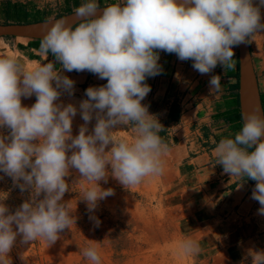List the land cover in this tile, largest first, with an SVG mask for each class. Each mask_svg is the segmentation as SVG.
Returning a JSON list of instances; mask_svg holds the SVG:
<instances>
[{
  "label": "clouds",
  "instance_id": "obj_1",
  "mask_svg": "<svg viewBox=\"0 0 264 264\" xmlns=\"http://www.w3.org/2000/svg\"><path fill=\"white\" fill-rule=\"evenodd\" d=\"M262 7L264 0L258 4L253 0H123L97 15V0H89L74 10L80 21L75 27L63 18L49 21L39 54L47 60L51 53L63 70L88 71L107 80L86 90L88 99L79 105L85 124L75 137L72 120L77 108L56 103L61 90L72 94L74 81L53 62L25 70L14 57L0 58V127L10 129L8 136H0V172L22 192L31 193L14 213L0 202V264H8L17 235L22 234L23 243L39 238L50 246L76 224L63 201L70 190L65 180L70 169L92 185L81 198L89 212L114 195L113 189L100 185L107 182L109 166L111 176L126 189L161 174L162 157L169 151L159 135L164 127L141 103L151 91L146 78L162 72L159 52L191 60L200 74L211 72L219 63L226 74L235 69L233 48L264 31ZM220 81L219 75L211 77V94L221 93ZM33 94L36 102L22 106L21 97ZM94 112L97 122L92 134H86ZM120 125H132L134 140L114 137L113 129ZM262 137L264 112L257 109L244 114L234 139L223 138L214 149L216 164L225 173L256 181L251 198L259 202L260 215H264ZM90 218L99 226L98 218ZM179 249L183 255H195L200 246L185 238ZM83 256L101 264L95 246L85 248ZM253 264H264V253H256Z\"/></svg>",
  "mask_w": 264,
  "mask_h": 264
},
{
  "label": "crops",
  "instance_id": "obj_2",
  "mask_svg": "<svg viewBox=\"0 0 264 264\" xmlns=\"http://www.w3.org/2000/svg\"><path fill=\"white\" fill-rule=\"evenodd\" d=\"M34 3L0 0V23L54 18L45 16L46 7ZM40 42L34 38L0 37V58L14 57L25 70L53 62L62 75L74 81L73 93L84 100L88 99L89 87L107 83L88 71L63 70L51 53L46 60L38 52ZM233 51L235 69L226 74L219 63L211 72L200 74L191 60L181 61L174 53L160 51L162 72L146 78L151 91L141 103L164 127L159 135L169 147L163 173L170 195L193 214L201 229H208L204 239L211 241L209 249L215 263L253 264V256L264 249V215L258 214L260 204L251 198L256 181L231 177L222 165L216 164L214 154L221 139H234L243 126L239 46ZM213 75L221 77L219 94L210 93ZM261 99L264 109L262 94Z\"/></svg>",
  "mask_w": 264,
  "mask_h": 264
},
{
  "label": "rangeland",
  "instance_id": "obj_3",
  "mask_svg": "<svg viewBox=\"0 0 264 264\" xmlns=\"http://www.w3.org/2000/svg\"><path fill=\"white\" fill-rule=\"evenodd\" d=\"M35 1V6L46 7L47 17L59 16L89 2L33 0ZM122 2L123 0H97L98 6ZM253 2L258 4V0ZM260 11L261 23H264V7ZM249 45L264 101V31L254 34L249 39ZM83 100L73 92L70 95L61 90V96L56 103L65 106L67 103L76 102L74 106L80 111L79 105ZM35 102V94L27 98L21 97L22 106L31 107ZM96 122L94 112L93 119L87 124L86 134H92ZM84 124L81 113L78 112L72 120L73 137L79 134L80 127ZM113 130L117 140L131 142L135 138L132 125H120ZM9 134L10 129L0 127V136ZM110 148L111 145L106 151ZM68 155H71V151ZM69 171L70 175L65 180L70 190L65 193L63 201L76 217V224L60 233V238L50 246L39 238L23 243L22 234L17 235L16 242L8 253V264H92L83 256V250L92 246L98 248L101 264H216L209 249L211 241L204 239L208 229H201L193 214L170 195L171 188L165 180V173L146 177L140 184L126 189L111 176L109 166L107 182L100 181V185L103 189H113L114 195L99 201L97 208L89 212L87 203L81 198L84 190L92 185L81 178L76 169ZM30 196L29 190L22 192L11 177L0 172V202L5 204L10 213H14ZM39 199H43V194ZM90 217L98 218L99 226ZM13 229L16 230L15 225ZM185 238L199 243V253L181 254L179 245ZM260 253H264V249Z\"/></svg>",
  "mask_w": 264,
  "mask_h": 264
},
{
  "label": "water",
  "instance_id": "obj_4",
  "mask_svg": "<svg viewBox=\"0 0 264 264\" xmlns=\"http://www.w3.org/2000/svg\"><path fill=\"white\" fill-rule=\"evenodd\" d=\"M177 2H182V0H177ZM109 5L98 6L97 15H101L103 13L104 8ZM62 18L65 19L67 24H71L73 27L80 22L79 18L74 15V11H72L64 15L49 18L42 21L7 24L0 23V37H24L42 39L47 31V28L51 26L49 24V21L59 20ZM239 60L240 107L243 119L244 114L250 111L258 109L264 112L258 79L253 65L249 40L246 43L239 45ZM262 139H264V137H262Z\"/></svg>",
  "mask_w": 264,
  "mask_h": 264
},
{
  "label": "bare ground",
  "instance_id": "obj_5",
  "mask_svg": "<svg viewBox=\"0 0 264 264\" xmlns=\"http://www.w3.org/2000/svg\"><path fill=\"white\" fill-rule=\"evenodd\" d=\"M71 104H73V105H75L76 104V102H70ZM67 104H69V103H67ZM67 104H65V106L67 105ZM78 111V110H77ZM78 112H80V111H78ZM77 112V113H78ZM81 113V112H80Z\"/></svg>",
  "mask_w": 264,
  "mask_h": 264
},
{
  "label": "trees",
  "instance_id": "obj_6",
  "mask_svg": "<svg viewBox=\"0 0 264 264\" xmlns=\"http://www.w3.org/2000/svg\"><path fill=\"white\" fill-rule=\"evenodd\" d=\"M75 27V26H74ZM6 38H16V37H6Z\"/></svg>",
  "mask_w": 264,
  "mask_h": 264
}]
</instances>
